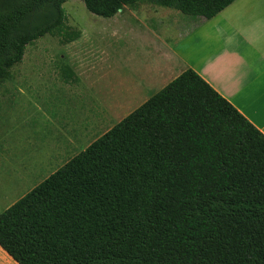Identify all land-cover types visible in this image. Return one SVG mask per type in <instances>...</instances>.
<instances>
[{"label":"trees","instance_id":"obj_1","mask_svg":"<svg viewBox=\"0 0 264 264\" xmlns=\"http://www.w3.org/2000/svg\"><path fill=\"white\" fill-rule=\"evenodd\" d=\"M65 1L0 0V83L34 40L80 37ZM81 1L208 19L234 0ZM0 247L18 264H264V134L187 68L2 210Z\"/></svg>","mask_w":264,"mask_h":264},{"label":"rangeland","instance_id":"obj_2","mask_svg":"<svg viewBox=\"0 0 264 264\" xmlns=\"http://www.w3.org/2000/svg\"><path fill=\"white\" fill-rule=\"evenodd\" d=\"M62 8L80 37L65 44L49 34L34 40L0 83V211L128 113L124 108L106 115L76 143L62 152L55 148L63 132L84 120L85 109L103 110L124 76L140 65V49L133 50L129 64L122 58L139 42L137 32L157 29L163 14L173 11L145 1L111 17L91 13L81 0H67ZM69 70L73 76L66 81Z\"/></svg>","mask_w":264,"mask_h":264},{"label":"crops","instance_id":"obj_3","mask_svg":"<svg viewBox=\"0 0 264 264\" xmlns=\"http://www.w3.org/2000/svg\"><path fill=\"white\" fill-rule=\"evenodd\" d=\"M137 38L122 58L129 64L133 50L140 49V65L124 76L103 110L85 109L84 120L61 134L58 152L101 125L106 115L131 112L187 68L264 134V0H234L208 19L167 11L157 29L139 31ZM0 264L18 263L0 247Z\"/></svg>","mask_w":264,"mask_h":264}]
</instances>
